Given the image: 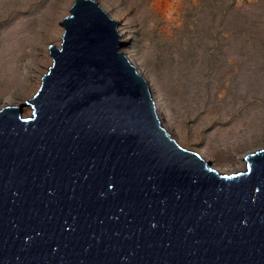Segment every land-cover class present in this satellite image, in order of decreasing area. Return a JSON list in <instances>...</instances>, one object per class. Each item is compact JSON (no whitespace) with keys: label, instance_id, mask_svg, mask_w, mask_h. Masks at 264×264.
<instances>
[{"label":"water","instance_id":"water-1","mask_svg":"<svg viewBox=\"0 0 264 264\" xmlns=\"http://www.w3.org/2000/svg\"><path fill=\"white\" fill-rule=\"evenodd\" d=\"M25 106H0V264H264V146L222 172L164 125L119 21L72 0Z\"/></svg>","mask_w":264,"mask_h":264},{"label":"rangeland","instance_id":"rangeland-1","mask_svg":"<svg viewBox=\"0 0 264 264\" xmlns=\"http://www.w3.org/2000/svg\"><path fill=\"white\" fill-rule=\"evenodd\" d=\"M148 77L167 129L222 172L264 146V0H96ZM72 0H0V106H23Z\"/></svg>","mask_w":264,"mask_h":264},{"label":"bare ground","instance_id":"bare-ground-1","mask_svg":"<svg viewBox=\"0 0 264 264\" xmlns=\"http://www.w3.org/2000/svg\"><path fill=\"white\" fill-rule=\"evenodd\" d=\"M163 2H169V0H156L155 1V5H156V7L158 8V9H160V10H162L163 12L165 11V9H163L162 7V4H163ZM15 100H13V99H8L7 100V103H15L14 102ZM15 104H19V103H15ZM19 105H21V104H19ZM24 106V105H23ZM184 145V144H183ZM185 146V145H184ZM242 164H243V166L242 167H244V164H245V160H244V156L242 157Z\"/></svg>","mask_w":264,"mask_h":264}]
</instances>
